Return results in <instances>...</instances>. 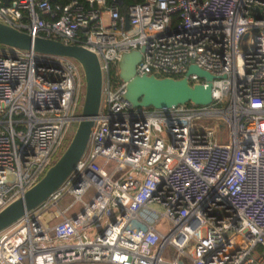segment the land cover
I'll return each instance as SVG.
<instances>
[{
    "label": "built area",
    "instance_id": "1",
    "mask_svg": "<svg viewBox=\"0 0 264 264\" xmlns=\"http://www.w3.org/2000/svg\"><path fill=\"white\" fill-rule=\"evenodd\" d=\"M50 1L0 0V20L93 51L102 101L75 169L0 232V264H264V0ZM141 47L138 75L195 64L212 102L133 107L110 72ZM83 85L70 58L0 48V210L59 156Z\"/></svg>",
    "mask_w": 264,
    "mask_h": 264
},
{
    "label": "water",
    "instance_id": "2",
    "mask_svg": "<svg viewBox=\"0 0 264 264\" xmlns=\"http://www.w3.org/2000/svg\"><path fill=\"white\" fill-rule=\"evenodd\" d=\"M122 0H115L121 4ZM125 25L129 27L128 14ZM0 46L23 51H34L74 60L82 71L84 97L81 111L73 134L59 157L47 168L44 175L19 197L0 210V232L8 228L29 212L45 202L75 169L85 153L95 119L102 101L103 76L97 55L79 44L64 43L18 30L0 20ZM144 50H132L121 54L118 62V77L125 82V98L133 107L169 108L183 104L207 106L212 102V80L214 75L195 64H190L182 78L138 75L135 67L141 60ZM196 74L204 79V84H190L187 76Z\"/></svg>",
    "mask_w": 264,
    "mask_h": 264
},
{
    "label": "trees",
    "instance_id": "3",
    "mask_svg": "<svg viewBox=\"0 0 264 264\" xmlns=\"http://www.w3.org/2000/svg\"><path fill=\"white\" fill-rule=\"evenodd\" d=\"M69 0H51L50 2H51V4H56V3H60V4H62V3H64V2H68ZM78 1H84V0H78ZM144 0H122L121 1V4H116L115 3V0H106V4H108V5H115V6H117L118 7V10H119V12L121 13V14H123L126 10H127V8L130 6V5H133V4H137V3H141V2H143ZM0 48H2V46H0ZM110 74H112L111 76L113 77V81L114 82H119L120 80H119V77H118V75H117V73H116V69H113L111 72H110ZM80 111H81V109H80ZM70 138H71V136H70ZM70 138H69V140H67L66 141V143H64V148L67 146V144H68V142L70 141ZM64 148L61 150V152H60V154L62 153V151L64 150ZM59 154V155H60ZM59 157V156H58ZM57 157V158H58ZM56 158V159H57ZM44 175V174H43ZM42 175V176H43ZM41 176V177H42ZM40 177V178H41Z\"/></svg>",
    "mask_w": 264,
    "mask_h": 264
},
{
    "label": "rangeland",
    "instance_id": "4",
    "mask_svg": "<svg viewBox=\"0 0 264 264\" xmlns=\"http://www.w3.org/2000/svg\"><path fill=\"white\" fill-rule=\"evenodd\" d=\"M83 88H84V85H83ZM83 97H82V102H83ZM74 125L76 126V123ZM74 125L72 126V128L74 127L73 129H75V126ZM70 136H72V134L71 135L69 134V135L66 136L65 143H66L67 140H69ZM101 162H102V160L101 159H98L97 162L95 163V165H98V163H101ZM91 194H92L91 191H89L88 194L86 195V197L84 198V201H87L90 198ZM72 202H73V198L70 197V196H66V197L62 198L58 202V206L61 209H64L68 204H71ZM81 208H82V203L76 202L71 207V209L67 212V215L75 214V213L79 212L81 210Z\"/></svg>",
    "mask_w": 264,
    "mask_h": 264
}]
</instances>
